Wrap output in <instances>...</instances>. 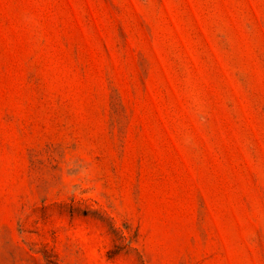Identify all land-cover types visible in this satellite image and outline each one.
<instances>
[{"label":"rangeland","instance_id":"1","mask_svg":"<svg viewBox=\"0 0 264 264\" xmlns=\"http://www.w3.org/2000/svg\"><path fill=\"white\" fill-rule=\"evenodd\" d=\"M0 264H264V0H0Z\"/></svg>","mask_w":264,"mask_h":264}]
</instances>
